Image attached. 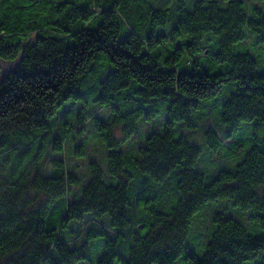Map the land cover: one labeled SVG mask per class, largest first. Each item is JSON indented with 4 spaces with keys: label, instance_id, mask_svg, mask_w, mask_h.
<instances>
[{
    "label": "trees",
    "instance_id": "trees-1",
    "mask_svg": "<svg viewBox=\"0 0 264 264\" xmlns=\"http://www.w3.org/2000/svg\"><path fill=\"white\" fill-rule=\"evenodd\" d=\"M170 1L0 0V264H264V0Z\"/></svg>",
    "mask_w": 264,
    "mask_h": 264
},
{
    "label": "rangeland",
    "instance_id": "rangeland-1",
    "mask_svg": "<svg viewBox=\"0 0 264 264\" xmlns=\"http://www.w3.org/2000/svg\"><path fill=\"white\" fill-rule=\"evenodd\" d=\"M192 1V0H189ZM170 0H160V4L161 5H168L170 4ZM253 4L257 5L258 4V0H253ZM236 50V49H235ZM72 110V112H76V110L79 108L76 106H71L70 107ZM85 114L86 116L89 118L91 116L94 117H98L101 120H106L109 116L108 110L105 108H101L99 106H95V105H87L85 107ZM82 122H84L82 120ZM89 122V120H88ZM73 123V122H70ZM89 123H86L84 125H82L81 127H79L76 124H73L71 129H72V135L68 136L65 139L64 142V153L66 154V160H68V168L71 167V162H74L77 160V158H75V156L71 155L69 152V147L67 143H74L77 144L78 142H80L81 140H83V138H85L86 136H90L91 132L88 128ZM157 126V123L152 122V123H140V127L141 130L146 131L149 128H155ZM209 126H211V123L209 122V118H200L196 121V127L192 130V131H188L185 132L189 138L195 142V143H201V136L202 133L204 132V130H206ZM83 128H85V130L83 131V135L82 136H78L77 132H79V130H82ZM59 131V130H58ZM57 131V134H58ZM133 142L136 144L139 142V138L138 135L134 136ZM224 144L228 145V144H233L232 140H228V141H224ZM66 149V150H65ZM88 152H91L90 155H88L87 159H85V161L87 162V160H101L103 158V149L102 147L99 146V144H96V147H93V149L88 150ZM238 156V155H237ZM79 163H83L84 162V158H79L78 159ZM206 162H209L212 166H223V167H231L232 166V161L225 159L224 158V154H220V153H213V154H206V156L203 158L202 160V165L205 167L207 165ZM173 203H171L170 205H172ZM169 205V206H170ZM104 224V223H103ZM77 227V224L72 223L70 225V228H75Z\"/></svg>",
    "mask_w": 264,
    "mask_h": 264
}]
</instances>
